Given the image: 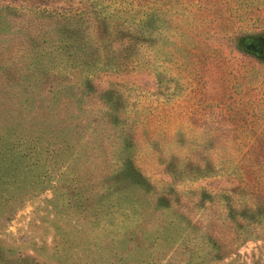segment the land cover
I'll return each instance as SVG.
<instances>
[{
	"label": "rangeland",
	"instance_id": "374dc122",
	"mask_svg": "<svg viewBox=\"0 0 264 264\" xmlns=\"http://www.w3.org/2000/svg\"><path fill=\"white\" fill-rule=\"evenodd\" d=\"M111 1L0 0V264H264V0Z\"/></svg>",
	"mask_w": 264,
	"mask_h": 264
},
{
	"label": "trees",
	"instance_id": "16d2710c",
	"mask_svg": "<svg viewBox=\"0 0 264 264\" xmlns=\"http://www.w3.org/2000/svg\"><path fill=\"white\" fill-rule=\"evenodd\" d=\"M134 1L135 0H129V1L128 0H121V1L112 0L111 6L116 8L117 10H120L119 5H122V3H128L131 5V4H134ZM223 3L227 4L225 1H223ZM138 5L140 6L139 9L135 10V7H134V8H130L128 11L129 14L134 13L133 14V20L137 21L136 23H138L139 25L142 24L143 26L146 23H148L149 25L152 24L150 21H151L153 12H148L149 6H146V4H141V2H139ZM155 6H156V1L153 2L152 8H156ZM132 7H133V5H132ZM223 8L224 7H221L219 9L218 16H210L209 22L211 24V27L215 28L217 32L219 30L227 28V22H226V18H225L226 14L224 15ZM40 9L47 10L49 12L48 15L53 17L55 19L56 23H58V21L64 22V25L68 27L67 34H69V35H72V33H69V32H75V30L73 29L72 25L68 26L67 24H71V22L77 16H80V19L81 18L85 19L87 17V15L89 16V18L94 17V15H92V13H90V12L88 13V8L85 6L80 7L79 10L74 9L73 7H57V6H44V8L41 7ZM141 9L143 10L142 13H141ZM227 9H228V7H227ZM125 10H126V7H124L122 11H125ZM98 13H99V11H98ZM137 17H139V18H137ZM142 17H145V18H142ZM205 18H206V16L202 17L201 19H205ZM262 19L263 18L260 15H257V29H259V28L264 29L263 28L264 23L262 22ZM89 22H90V20H89ZM61 24H63V23H61ZM79 32H85V31L80 29ZM76 53H78V51H76ZM257 53H258L259 57L264 59V34L263 33H260L259 35H257ZM84 70H88V68L84 67ZM44 127L45 126H43V125L39 127V133L38 134H34V135L31 134V135L20 136V137L18 136V140L27 141L29 146H25L22 149L18 148L19 150H17V148H16L17 146L14 143V146L13 145L7 146L4 150H2L3 157L8 159V153L12 157L11 160L8 162V165L6 166L7 169L13 168V170L16 171L17 169H21V168L23 169L24 167H28L29 172H30V171H32L33 166H37L38 168H40L41 167L40 161H42V159H43L42 155H44V154L46 155V159H45L46 161L44 162V164H46V162L48 160L50 161L52 158L57 159V162H58L57 157H58V155H60L62 153L63 148H62L61 144H53L50 148L44 147V145L42 144L44 134L46 132V129ZM30 144L32 145V147H30ZM20 150L24 151V152L20 153ZM31 151H34V154H32ZM26 155L30 156L29 160L26 161L25 164L20 166L19 160ZM32 156H34L35 158L32 159ZM46 173L47 172H45V177L47 175ZM42 174H43V172L40 171L36 175L41 179ZM11 177H12V175H11ZM42 181H45V180L42 179ZM263 258H264V255L260 257V259H263Z\"/></svg>",
	"mask_w": 264,
	"mask_h": 264
}]
</instances>
